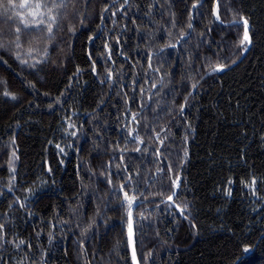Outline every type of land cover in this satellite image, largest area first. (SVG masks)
<instances>
[{
  "label": "trees",
  "instance_id": "16d2710c",
  "mask_svg": "<svg viewBox=\"0 0 264 264\" xmlns=\"http://www.w3.org/2000/svg\"><path fill=\"white\" fill-rule=\"evenodd\" d=\"M199 1L0 0V264H264V0Z\"/></svg>",
  "mask_w": 264,
  "mask_h": 264
},
{
  "label": "water",
  "instance_id": "95a60500",
  "mask_svg": "<svg viewBox=\"0 0 264 264\" xmlns=\"http://www.w3.org/2000/svg\"><path fill=\"white\" fill-rule=\"evenodd\" d=\"M129 1V0H127ZM205 0H201L199 1L198 3H196L193 8H192V23H191V27L190 29L193 28V22H194V19H195V11L198 7H200L203 3H204ZM219 1L220 0H215V3L213 5V9H212V17H213V20L216 22V23H219V24H222V22L219 20L218 18V8H219ZM224 25H243L245 27V36H246V39H247V47L245 48V50L243 51L241 57L234 63L232 64L231 66L229 67H219V68H215L213 70H211L210 72H208L204 77H203V80L206 78V77H210L214 74H221L223 72H226L227 70H230V69H233L235 68L236 66H238L245 58L246 56L248 55V53L250 52L251 50V47H252V37H253V32H252V28H251V25L245 20V19H238V20H234L232 22H229V23H226ZM199 84H197L193 90L191 91V94H194L197 87H198ZM188 100V98H187ZM185 106L186 104L183 106V111L185 110ZM181 182H182V177L179 176L178 180H177V185H176V189L174 191V193L172 194V196L170 198L167 199L166 202L170 203L178 212L182 213V209L179 208L176 204H175V198H176V195H177V192L181 186ZM128 247H129V251H130V257H131V261H132V264H140L139 263V260H138V256H137V252H136V247H135V242H134V238H133V229L132 227H130L129 229V233H128Z\"/></svg>",
  "mask_w": 264,
  "mask_h": 264
},
{
  "label": "rangeland",
  "instance_id": "374dc122",
  "mask_svg": "<svg viewBox=\"0 0 264 264\" xmlns=\"http://www.w3.org/2000/svg\"><path fill=\"white\" fill-rule=\"evenodd\" d=\"M131 216V215H130Z\"/></svg>",
  "mask_w": 264,
  "mask_h": 264
}]
</instances>
